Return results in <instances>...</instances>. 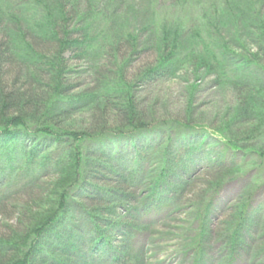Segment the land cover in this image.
Returning a JSON list of instances; mask_svg holds the SVG:
<instances>
[{
    "label": "trees",
    "instance_id": "16d2710c",
    "mask_svg": "<svg viewBox=\"0 0 264 264\" xmlns=\"http://www.w3.org/2000/svg\"><path fill=\"white\" fill-rule=\"evenodd\" d=\"M81 2L0 0V154L17 164L4 167L11 175L9 181L0 182V221L15 222L0 225V264H95L99 258L120 262L128 257L127 246L113 245L112 239L119 234L127 241L135 227L136 177L130 169L117 167L111 145L167 125L148 120L133 90L137 83L174 77L187 65L214 74L217 85L233 92L234 105L222 112V120L220 114L205 127H198L195 111L188 110L185 118L174 119L170 127L174 143L192 135H211L222 144L223 152L240 157L242 163L230 162L231 158L212 162L201 181L189 177L170 188L173 151H166L156 160L142 202H152L151 207L160 212L192 189L190 199L204 201L196 208V254L202 252L210 234L232 256L243 249L252 226L260 234L253 243L260 244L264 211L257 216L252 212V196L225 210L220 230L207 228L216 195L244 171L243 163L264 175V5L255 0H204L203 15L198 17L202 28L219 31L222 21L231 20L230 26L237 27L234 42L218 40L211 46L204 41L205 46L193 44L185 53L179 39L201 32L195 21L187 31L181 25L172 30L164 27L154 45L155 56H148L129 75L140 38L131 32L96 33L94 24L88 23L91 14L79 7ZM103 16L109 17L107 10ZM250 43L255 51L247 50ZM74 60L90 61L91 84L76 85ZM84 111L90 112L86 127L71 120ZM163 143H157L158 151ZM16 170L26 175L13 181ZM40 187L42 191L35 194ZM83 201L93 209L81 207L88 236L84 245L73 241L78 236L66 223L71 208ZM10 204L15 208L10 209ZM254 255L264 259V244Z\"/></svg>",
    "mask_w": 264,
    "mask_h": 264
},
{
    "label": "rangeland",
    "instance_id": "374dc122",
    "mask_svg": "<svg viewBox=\"0 0 264 264\" xmlns=\"http://www.w3.org/2000/svg\"><path fill=\"white\" fill-rule=\"evenodd\" d=\"M255 1H260L264 5V0ZM91 2H95L94 6L90 5ZM210 2H217V0H210ZM203 5L204 0H82L79 7L82 11L88 12V15L91 14L88 23L94 24L96 33L106 30L120 31L125 34L131 32L140 38L142 43L139 46V54L133 56L129 64L131 69L128 74L132 75L143 60H146L148 56H155L154 45L161 35L160 29L164 27L172 30L177 25H181L187 31L189 27H192V21H195L198 27L197 32L199 30L201 32L194 37L185 35L179 39L184 44L185 53L191 49L193 44L201 43L205 46L204 41L211 46L215 43L219 44L218 40L221 44L233 43L237 27L235 26L234 29L230 26L231 20L222 21L219 31L215 29L207 31L202 28L203 24L198 17L203 15ZM106 10L109 17L105 18L103 13ZM222 25L226 26L222 27ZM246 47L249 51H255L251 43L246 44ZM200 48H202L201 45L198 49L201 50ZM65 57L68 58L69 54ZM89 62L87 60L72 61L74 71L72 75L74 79H78L76 85L79 87L91 84L93 78L90 75L91 64ZM217 80L214 74L209 75L205 70L196 71L195 67L187 65L181 67L174 77L164 78L157 82L137 83L133 92L137 97L138 108L144 110L148 120L164 122L167 125L160 124L159 130L152 134L117 140L115 145H111L117 159L115 163L117 167H121L122 170L130 169L136 177L132 192L138 201L136 214L134 213L136 222L134 221L135 227L127 241L121 239L119 234L112 239L113 245L127 246L128 257L126 256L120 262L99 258L95 264H264V259L254 258L257 248L261 249L264 244V238L263 241H259L258 245L257 242L256 245L255 242L253 243V239L260 236L259 228L255 226H252L251 236L246 239L243 249L232 256L224 251L218 239L210 234L205 239L202 252L196 254L193 250V241L199 233L196 208L204 205V201L190 199L189 194L192 189L189 194L182 197L177 196L176 199H178H175L174 205L160 212L151 207L152 202H142L147 197L149 176L157 166L156 160L166 151H173L169 158L172 174H169L167 181L170 188L189 177L201 181L208 173L212 162L224 159L229 161L231 158L230 162L242 163L240 157L232 156L231 152H223L222 144L211 135L206 138L192 135L183 139L184 141L179 140L174 143L175 132L170 131L174 119L185 118L188 110L195 111L193 117L198 127L211 126L220 114L218 119H223L222 112L234 105V94L230 89L217 85ZM89 113L88 111L77 113L71 120L83 123L86 127L89 124ZM161 140L164 143L158 151L156 145ZM173 144L177 146L172 149ZM11 163L14 166L17 165L16 162L9 161L6 155L0 154V182L9 181L11 172L4 167L6 168V165H11ZM243 167L244 171L237 178L226 183L216 195L212 203L211 221L208 222L207 230H220V225L226 219L225 210L249 196L253 198L252 212L256 216L263 214L264 175L258 174L254 165L243 163ZM25 175L24 170H16L12 174L13 181ZM108 179L113 180L112 177ZM47 181L49 180L43 181L42 184L45 186ZM110 183L114 185V181ZM41 191L40 187L35 194ZM170 194L167 193L166 197H171ZM209 196L206 195L205 200H208ZM8 207L15 208L12 204ZM81 207L90 212L93 211L89 202L78 203L77 208L74 205L69 211L66 223L78 236L76 239L72 238L73 241L84 245L87 243L88 236ZM2 220L0 221L2 226H5V223L12 226L15 224V222ZM40 255L42 256L41 253L36 255V260H40Z\"/></svg>",
    "mask_w": 264,
    "mask_h": 264
}]
</instances>
